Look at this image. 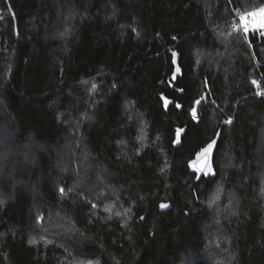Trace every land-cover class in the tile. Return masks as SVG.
<instances>
[{
	"label": "trees",
	"instance_id": "obj_1",
	"mask_svg": "<svg viewBox=\"0 0 264 264\" xmlns=\"http://www.w3.org/2000/svg\"><path fill=\"white\" fill-rule=\"evenodd\" d=\"M0 7V264H264V0Z\"/></svg>",
	"mask_w": 264,
	"mask_h": 264
},
{
	"label": "built area",
	"instance_id": "obj_2",
	"mask_svg": "<svg viewBox=\"0 0 264 264\" xmlns=\"http://www.w3.org/2000/svg\"><path fill=\"white\" fill-rule=\"evenodd\" d=\"M2 12L0 7V18H2ZM232 26L235 31L242 32L245 36H248L254 29L253 16L251 11H243L241 9L233 10ZM245 29H247L245 31ZM3 49V41H2Z\"/></svg>",
	"mask_w": 264,
	"mask_h": 264
},
{
	"label": "water",
	"instance_id": "obj_3",
	"mask_svg": "<svg viewBox=\"0 0 264 264\" xmlns=\"http://www.w3.org/2000/svg\"><path fill=\"white\" fill-rule=\"evenodd\" d=\"M1 31V29H0ZM1 55H2V37H1V32H0V58H1ZM201 102H199L198 104H200ZM199 105H197V107L195 108V117H197L198 115V107ZM210 155L208 154H204L197 162V167L198 169H201V171H204L210 161Z\"/></svg>",
	"mask_w": 264,
	"mask_h": 264
},
{
	"label": "snow or ice",
	"instance_id": "obj_4",
	"mask_svg": "<svg viewBox=\"0 0 264 264\" xmlns=\"http://www.w3.org/2000/svg\"><path fill=\"white\" fill-rule=\"evenodd\" d=\"M261 12H264V9H261ZM260 26H261L262 28H264V22H262ZM246 30H247V29H245V31H246ZM177 70H179V69H177ZM197 103H199V101H197ZM193 116H194V118H195V109H193ZM179 131H180V130H178V135H179ZM214 143H215V141H213L212 143H209L205 148H203V149L201 150L200 153L197 154V156L200 157V156H203L204 154H208V153H210L211 150H212V148H213V144H214ZM197 170L200 171L201 169H197ZM208 170L211 171L210 166H209ZM61 191H63V189H61ZM161 207H167V205L162 204Z\"/></svg>",
	"mask_w": 264,
	"mask_h": 264
},
{
	"label": "rangeland",
	"instance_id": "obj_5",
	"mask_svg": "<svg viewBox=\"0 0 264 264\" xmlns=\"http://www.w3.org/2000/svg\"><path fill=\"white\" fill-rule=\"evenodd\" d=\"M264 9V8H263ZM253 22L255 28H262L260 25L264 22V12H252ZM264 30V28H262Z\"/></svg>",
	"mask_w": 264,
	"mask_h": 264
}]
</instances>
